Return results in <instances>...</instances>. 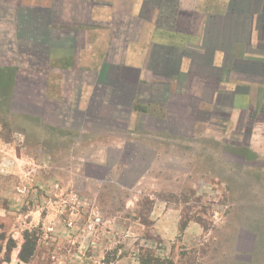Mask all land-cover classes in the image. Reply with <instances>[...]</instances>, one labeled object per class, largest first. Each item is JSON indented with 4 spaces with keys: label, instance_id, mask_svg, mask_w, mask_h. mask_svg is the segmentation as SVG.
I'll return each mask as SVG.
<instances>
[{
    "label": "crops",
    "instance_id": "obj_1",
    "mask_svg": "<svg viewBox=\"0 0 264 264\" xmlns=\"http://www.w3.org/2000/svg\"><path fill=\"white\" fill-rule=\"evenodd\" d=\"M0 70L78 146L97 131L165 163L194 147L198 175L256 178L244 209L264 208V0H0Z\"/></svg>",
    "mask_w": 264,
    "mask_h": 264
},
{
    "label": "rangeland",
    "instance_id": "obj_2",
    "mask_svg": "<svg viewBox=\"0 0 264 264\" xmlns=\"http://www.w3.org/2000/svg\"><path fill=\"white\" fill-rule=\"evenodd\" d=\"M6 76L0 70V79ZM4 86L0 82L2 262L264 264V208L251 202L244 209L256 178L198 175L194 147H177L183 160L165 163L146 154L148 144L119 146L97 131L78 146L68 123L47 128L35 108L29 113L12 104ZM219 132L227 137L225 129ZM259 192L264 197V185ZM245 223L255 226L257 239L244 249Z\"/></svg>",
    "mask_w": 264,
    "mask_h": 264
},
{
    "label": "flooded vegetation",
    "instance_id": "obj_3",
    "mask_svg": "<svg viewBox=\"0 0 264 264\" xmlns=\"http://www.w3.org/2000/svg\"><path fill=\"white\" fill-rule=\"evenodd\" d=\"M242 235H243V234H242ZM242 235H241V236H242ZM243 239H244V237H243ZM239 242H240V243H239V247H242V248L245 249V248H247V247L249 246V245H248V244H249L248 241H244V240H243L242 242H241V241H239Z\"/></svg>",
    "mask_w": 264,
    "mask_h": 264
}]
</instances>
